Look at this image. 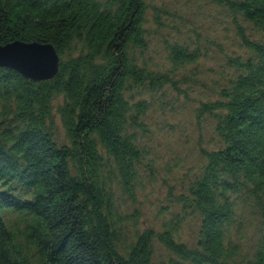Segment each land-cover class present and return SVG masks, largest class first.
I'll list each match as a JSON object with an SVG mask.
<instances>
[{
  "label": "trees",
  "instance_id": "trees-1",
  "mask_svg": "<svg viewBox=\"0 0 264 264\" xmlns=\"http://www.w3.org/2000/svg\"><path fill=\"white\" fill-rule=\"evenodd\" d=\"M208 1L249 57L228 59L232 81L197 110L214 121L218 145L200 152L201 174L177 200L200 223L188 248L174 224L136 232L137 214L121 213L115 189L134 202L143 93H181L175 72L195 66L199 51L166 43L171 72L148 70L144 0H0V49L50 46L59 58L49 82L0 68V264H153L155 244L168 254L158 264H236L238 210L264 229V0ZM154 26L163 27L158 16ZM240 263L264 264V237Z\"/></svg>",
  "mask_w": 264,
  "mask_h": 264
},
{
  "label": "rangeland",
  "instance_id": "rangeland-1",
  "mask_svg": "<svg viewBox=\"0 0 264 264\" xmlns=\"http://www.w3.org/2000/svg\"><path fill=\"white\" fill-rule=\"evenodd\" d=\"M144 2L148 49L141 62L147 69L164 74L171 72L166 61V43L189 46L192 52L198 50L200 60L195 66L175 72L176 81L185 80V84L179 86L181 93H174L170 89L153 96L143 93L141 98L150 106L143 119L144 132L138 136V143L145 155L138 168L139 184L134 202L125 198L120 189H115V195L124 216L137 214L136 232L141 234L152 230L160 233L164 224H174L177 242L194 248L199 219L184 213L177 200L186 194L191 183L201 174L204 162L200 152L212 151L218 145L213 133L214 121L207 117L197 119V110L202 105L218 101L221 90L232 81L235 74L227 68L228 59L235 57L244 60L249 55L241 49L227 13L210 1ZM155 16L163 24L161 29L154 26ZM252 37L257 40L258 35ZM61 103L60 99L53 103L54 112ZM54 122L58 129V140L61 141L64 134L58 117ZM239 211L241 209L237 213V222L239 225L242 223V227L234 232L236 235L232 239L240 251L236 264H241V260L251 262L259 241L264 237L261 221L248 213L247 218L239 220ZM128 228H132L131 224ZM154 251L153 264L163 262L168 257L157 244Z\"/></svg>",
  "mask_w": 264,
  "mask_h": 264
},
{
  "label": "water",
  "instance_id": "water-1",
  "mask_svg": "<svg viewBox=\"0 0 264 264\" xmlns=\"http://www.w3.org/2000/svg\"><path fill=\"white\" fill-rule=\"evenodd\" d=\"M58 64L59 58L50 46L14 44L0 49V68L12 70L34 83L53 80Z\"/></svg>",
  "mask_w": 264,
  "mask_h": 264
}]
</instances>
